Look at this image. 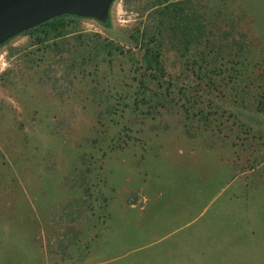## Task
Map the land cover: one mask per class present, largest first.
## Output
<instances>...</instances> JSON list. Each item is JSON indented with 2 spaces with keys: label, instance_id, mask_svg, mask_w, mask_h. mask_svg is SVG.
<instances>
[{
  "label": "rangeland",
  "instance_id": "rangeland-1",
  "mask_svg": "<svg viewBox=\"0 0 264 264\" xmlns=\"http://www.w3.org/2000/svg\"><path fill=\"white\" fill-rule=\"evenodd\" d=\"M137 2L112 0L108 26H80L111 36ZM202 2L241 12L247 57L264 73V0ZM27 40L0 44V264H264L262 113L253 136L229 130L231 117H185L179 100L132 111L115 95L129 79L123 58L53 81Z\"/></svg>",
  "mask_w": 264,
  "mask_h": 264
},
{
  "label": "trees",
  "instance_id": "trees-1",
  "mask_svg": "<svg viewBox=\"0 0 264 264\" xmlns=\"http://www.w3.org/2000/svg\"><path fill=\"white\" fill-rule=\"evenodd\" d=\"M137 1L134 20L111 36L85 30V16L75 14L53 16L16 35H26V46L34 47L25 53L33 64L46 58L43 70L53 81L58 69L67 75L90 64L97 71L102 62L112 69L123 58L129 79L115 95L124 107L142 112L146 104L152 113L179 100L185 117L214 127L231 117L229 130L235 124L254 136L249 119L253 112L264 115V73H255L261 66L247 57L250 41L239 25L241 12L202 0ZM97 21L108 26V12ZM14 50L9 45L8 55Z\"/></svg>",
  "mask_w": 264,
  "mask_h": 264
},
{
  "label": "water",
  "instance_id": "water-1",
  "mask_svg": "<svg viewBox=\"0 0 264 264\" xmlns=\"http://www.w3.org/2000/svg\"><path fill=\"white\" fill-rule=\"evenodd\" d=\"M112 0H0V43L60 14L105 18Z\"/></svg>",
  "mask_w": 264,
  "mask_h": 264
}]
</instances>
